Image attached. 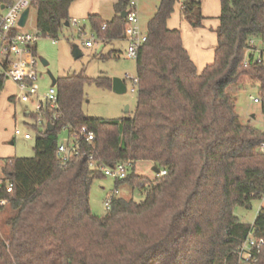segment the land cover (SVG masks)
I'll list each match as a JSON object with an SVG mask.
<instances>
[{"label": "trees", "instance_id": "obj_1", "mask_svg": "<svg viewBox=\"0 0 264 264\" xmlns=\"http://www.w3.org/2000/svg\"><path fill=\"white\" fill-rule=\"evenodd\" d=\"M7 1L0 0V8ZM74 1L35 0L38 37H57L70 24ZM114 1L111 20L87 16L104 43L128 33L119 15L126 0ZM177 1L161 0L147 25L135 59L132 117L83 113L84 86L111 88L110 78L80 73L56 78L53 127H34V156L9 157L1 167L13 189L0 188V199L7 201L0 211L9 213L7 242L0 234V264H240L238 248L249 235L264 238L263 214L249 224L233 212L250 209L264 194V131L239 121L228 91L257 82L264 114V63L250 54L244 64L248 41L264 42V0H219L214 60L201 71L180 31L167 27ZM181 11L201 26L199 1L183 0ZM4 82L0 75V92ZM82 127L94 139L79 137L81 154L64 166L56 156L59 134ZM88 155L105 164L129 160V170L137 161H151L166 173L153 182L133 171L115 180V188L128 184L144 199L115 197L98 217L88 197L93 179L104 175L89 168ZM254 257L249 264H264V244Z\"/></svg>", "mask_w": 264, "mask_h": 264}, {"label": "rangeland", "instance_id": "obj_2", "mask_svg": "<svg viewBox=\"0 0 264 264\" xmlns=\"http://www.w3.org/2000/svg\"><path fill=\"white\" fill-rule=\"evenodd\" d=\"M197 1L200 2V11L204 17L203 20H207V24H204L202 20L201 26H193L176 5L168 24L180 31L182 42L192 49L194 59L205 64L204 67H206L214 60L215 35L210 29L217 25L220 3L219 0ZM114 2V0H76L69 9V26H65L55 38L38 37L36 39L37 79L34 83L38 86L37 95L27 96L15 84L10 81L4 82L0 92V171L6 158L34 156V127L38 130L43 128L40 123L36 122V105L51 86L48 72L55 78L78 73L89 78H121L126 85V92L122 94H117L108 87H99L94 83L86 84L84 86L85 99L82 105L83 113L88 117L105 119H122L134 115L137 95L136 90L131 89L135 87L133 78L136 77V63L135 59L126 57L127 40L121 38L109 43L102 42L96 37L87 17L89 14L97 13L103 21L111 20L115 14ZM160 2L161 0L139 2L137 15L143 32L146 31L149 20ZM35 20V10L31 9L23 31L36 32ZM89 39H93V45L84 46V42ZM255 42L256 45L264 47L263 41L255 40ZM72 45L79 47L82 53L80 58H73ZM201 49L206 50V58H203L202 62L200 61L201 52H198ZM258 86L257 82L247 85L234 84L228 88V91L235 98V110L239 121L264 131V114L261 112V104L259 101H254V98H258ZM10 97H14V101L9 100ZM15 129H18L20 134L16 135ZM25 133L30 134V138H24ZM71 139L67 132H60L59 141L68 142ZM11 140L12 144L9 143ZM153 166L151 161H137L129 172L133 171L135 175L153 182L159 177L152 170ZM114 188L115 180L110 177L101 176L93 179L88 197L89 207L93 214L102 217L106 213L105 198L113 192ZM118 197L133 199L136 202L144 199L138 189H133L128 184H122L119 187ZM263 204L262 200H254L250 209L236 207L233 212L242 222L252 224ZM8 214L6 209L0 211V234L6 242L5 220ZM239 263L249 264L240 261Z\"/></svg>", "mask_w": 264, "mask_h": 264}, {"label": "built area", "instance_id": "obj_3", "mask_svg": "<svg viewBox=\"0 0 264 264\" xmlns=\"http://www.w3.org/2000/svg\"><path fill=\"white\" fill-rule=\"evenodd\" d=\"M35 0H8L3 5L2 13L0 14V75L5 81L14 83L17 88L24 92L27 96L37 95L38 86L34 83L37 79V72L35 70L36 64V39L38 38L37 32L30 33L23 31L26 26L29 12L34 9L33 2ZM142 0H126V15L125 21L128 25V33L125 37L127 40L126 57L136 59L139 48L144 44L147 39L148 32L142 31L140 22L137 15V7ZM183 0H178L177 4L182 9ZM25 9H28V16L23 26L19 24L21 15ZM105 28V24L102 29ZM94 37V36H93ZM97 37V36H96ZM98 38V37H97ZM93 39L86 40L84 46H92ZM248 48L246 50V57L244 64L249 62V55H253L255 62L264 63V47L256 45L255 39L248 41ZM135 87L131 90L137 92V77L133 78ZM56 86L51 85L48 92L39 100L36 105L37 118L36 122L41 125H46L52 122L51 120L58 116L56 109L57 103ZM254 101H259L254 98ZM14 133L20 134L18 129ZM72 139L68 142L59 141L56 156L62 165H67L72 158L81 154L79 137L83 138L85 142L91 143L94 139L93 133L86 131L82 127L78 132L68 133ZM24 138H30V134L25 133ZM264 145H261V149ZM88 166L92 170H98L103 173L105 177H110L114 180L124 179L131 166L129 160L115 162L112 164L101 163L94 160L92 155L87 157ZM166 171L159 170L158 175L162 176ZM0 188H4L7 193L12 192L13 183L9 180L8 176L0 171ZM119 188H114L113 192L108 194L105 198V210H109L113 198L118 197ZM264 202V194L261 199ZM6 199H0V205L6 204ZM264 215V204L260 206L257 214ZM264 244V238L255 237L252 234L248 239L238 248V258L240 262H253L255 261L254 252L258 253Z\"/></svg>", "mask_w": 264, "mask_h": 264}, {"label": "water", "instance_id": "obj_4", "mask_svg": "<svg viewBox=\"0 0 264 264\" xmlns=\"http://www.w3.org/2000/svg\"><path fill=\"white\" fill-rule=\"evenodd\" d=\"M1 9H3V5H1ZM119 15H120L121 18H125L126 11L123 10ZM27 16H28V9H25L23 11L22 15H21L20 20H19V24L21 26L24 25ZM64 26H69V23L65 22ZM71 54H72L74 59H78V58H80L82 56V53H81V51H80V49H79V47L77 45H72ZM42 63L46 64L45 61H42ZM48 75H49V77L51 79V85L52 86L55 85L56 78L50 72H48ZM111 90L113 92L117 93V94L125 93L126 92L125 81L122 80L121 78H117V77L112 78L111 79ZM46 125H47V127H50V128L53 127L52 124H50V123H47ZM12 142L13 141L11 140L9 143L12 144ZM152 170L154 172H156L157 174L159 173V168L157 166H155V165L152 167Z\"/></svg>", "mask_w": 264, "mask_h": 264}, {"label": "crops", "instance_id": "obj_5", "mask_svg": "<svg viewBox=\"0 0 264 264\" xmlns=\"http://www.w3.org/2000/svg\"><path fill=\"white\" fill-rule=\"evenodd\" d=\"M176 7H177L178 9H180L177 3H176ZM180 10H181V9H180ZM219 12H220V11H219ZM217 18H218V17H217ZM168 21H169V20H168ZM168 21H167V27L170 28V29H173V27H170V26H169ZM203 21H204V24H207V20H203ZM217 25H218V20H217ZM217 25H216V26H217ZM216 26H215L214 28L210 29L211 31H213V33H214V35H215V43H214V45H213V48H214L215 45H216V34H215V32H214V29L216 28ZM182 45H183V47L187 50L188 55H189L190 59L192 60V62L195 64L197 70L200 71V70L205 66V64L200 63L197 59H196L197 61L194 59L193 51H192V49H190V47H189L188 45H186V44L183 43V42H182ZM198 52H201V55H200V61H201V62L204 61L203 58H206V50H204V49L202 50V49H201V50H198ZM198 62H199V63H198ZM208 63H210V61H209ZM11 83H12V82H11ZM13 84H14V83H13ZM26 113H28V112H26Z\"/></svg>", "mask_w": 264, "mask_h": 264}]
</instances>
